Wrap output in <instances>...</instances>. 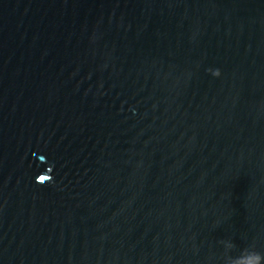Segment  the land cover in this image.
<instances>
[{
    "label": "water",
    "instance_id": "water-1",
    "mask_svg": "<svg viewBox=\"0 0 264 264\" xmlns=\"http://www.w3.org/2000/svg\"><path fill=\"white\" fill-rule=\"evenodd\" d=\"M244 249L264 257V0H0V264Z\"/></svg>",
    "mask_w": 264,
    "mask_h": 264
},
{
    "label": "clouds",
    "instance_id": "clouds-1",
    "mask_svg": "<svg viewBox=\"0 0 264 264\" xmlns=\"http://www.w3.org/2000/svg\"><path fill=\"white\" fill-rule=\"evenodd\" d=\"M213 75H219V71L217 70L216 72L213 73ZM224 244L226 250H231L235 247L231 241L224 242ZM245 251L247 250L246 249L242 250L240 255L234 258L226 256L225 264H235V261L244 259ZM254 255H255V264H261V261L264 260V257H261L260 254L258 253H255Z\"/></svg>",
    "mask_w": 264,
    "mask_h": 264
}]
</instances>
